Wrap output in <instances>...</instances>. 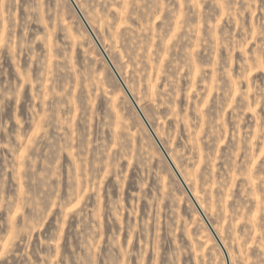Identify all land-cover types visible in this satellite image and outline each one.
I'll list each match as a JSON object with an SVG mask.
<instances>
[{
  "label": "rangeland",
  "instance_id": "rangeland-1",
  "mask_svg": "<svg viewBox=\"0 0 264 264\" xmlns=\"http://www.w3.org/2000/svg\"><path fill=\"white\" fill-rule=\"evenodd\" d=\"M0 264H264V0H0Z\"/></svg>",
  "mask_w": 264,
  "mask_h": 264
},
{
  "label": "water",
  "instance_id": "water-1",
  "mask_svg": "<svg viewBox=\"0 0 264 264\" xmlns=\"http://www.w3.org/2000/svg\"><path fill=\"white\" fill-rule=\"evenodd\" d=\"M183 184H184V186L186 187V185H185V183L183 182ZM187 188V187H186ZM189 191V190H188ZM190 193V192H189ZM198 206V205H197ZM198 209V211H199V213L201 214V215H203V213H202V210H201V208L200 207H198L197 208ZM204 216V215H203ZM209 226V228H210V230L212 231V233H214V230L212 229V227L210 226V225H208ZM215 234V233H214ZM214 236H216V235H214ZM217 238V237H216ZM217 240H218V238H217Z\"/></svg>",
  "mask_w": 264,
  "mask_h": 264
},
{
  "label": "bare ground",
  "instance_id": "bare-ground-1",
  "mask_svg": "<svg viewBox=\"0 0 264 264\" xmlns=\"http://www.w3.org/2000/svg\"><path fill=\"white\" fill-rule=\"evenodd\" d=\"M84 18V17H83ZM86 20V19H85ZM88 24V23H87ZM89 26V25H88ZM100 43V42H99ZM105 52V51H104ZM115 67V66H114ZM116 71H118L117 69H116ZM120 76V75H119ZM123 82V81H122ZM128 90V89H127ZM142 112V111H141ZM155 135V134H154ZM157 136V135H156ZM158 140V139H157ZM160 143V142H159ZM162 150V149H161ZM166 153V152H165ZM169 162V161H168ZM199 207V206H198ZM204 215V214H203Z\"/></svg>",
  "mask_w": 264,
  "mask_h": 264
}]
</instances>
